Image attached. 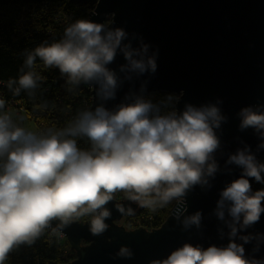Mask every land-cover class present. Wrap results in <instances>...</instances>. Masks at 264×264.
<instances>
[{"label": "clouds", "instance_id": "clouds-1", "mask_svg": "<svg viewBox=\"0 0 264 264\" xmlns=\"http://www.w3.org/2000/svg\"><path fill=\"white\" fill-rule=\"evenodd\" d=\"M106 26L79 19L65 29L64 39L41 45L27 54L25 64L32 68L39 57L45 67H57L71 84L97 81L104 98L115 95L117 78L108 64L117 51L127 61L124 66L140 73L156 71L154 56H148V45L135 48L122 43L127 33L122 28L105 30ZM40 77L28 71L19 78L20 88L33 89ZM11 86V84L9 85ZM172 99L171 96L168 97ZM4 101L0 100V108ZM241 129L264 130V111L252 107L240 112ZM225 117L215 105H186L182 114L172 111L159 115L150 102L138 98L115 111L103 106L80 113L65 131L48 137H37L21 128H11L7 116H0V264L17 245L32 243L50 221L60 218L67 224L75 214L102 209L92 220V232L102 233L110 215L103 208L112 194L128 190L140 196L153 192L162 203L182 198L189 188L207 183L215 162L208 163L219 146L214 129ZM86 136L91 151L80 150L72 138ZM264 147V145H261ZM229 163L242 167L243 174L221 193L218 216L223 219L227 208L236 223L243 217L242 227L254 224L264 212V189L252 191L250 178L264 183V163L253 154L241 150ZM139 199V196H133ZM155 200L148 203H155ZM120 211H124L123 208ZM201 214L185 220V225H199ZM237 229L232 227V235ZM245 243L248 237L243 238ZM121 255H131L127 248ZM152 264H264L245 256L243 245L230 242L227 247L204 249L192 244L173 251L164 260Z\"/></svg>", "mask_w": 264, "mask_h": 264}, {"label": "water", "instance_id": "water-1", "mask_svg": "<svg viewBox=\"0 0 264 264\" xmlns=\"http://www.w3.org/2000/svg\"><path fill=\"white\" fill-rule=\"evenodd\" d=\"M87 19L104 24L106 31L124 29L128 35L122 43L139 48L142 41L157 64L155 72L132 71L124 67L127 61L118 50L107 65L117 78L114 97L104 98L97 81L79 83L91 91L93 112L101 106L115 111L138 98L167 92L178 96L177 114L188 104L215 105L225 119L214 129L220 143L208 161L215 162L216 172L205 174L207 183L186 190L160 227L128 229L120 221L140 205L113 196L103 206L110 215L100 234L91 229L102 209L86 221H50L45 229L62 233L76 254L66 264H152L185 244L207 249L233 241L243 245L246 258L264 262V212L246 227L241 226L243 217L236 223L227 208L223 219L218 216L222 191L243 174L242 167L229 163L230 157L244 150L257 161L264 160V130L240 128L243 108L264 111V0H98ZM250 182L254 193L255 178ZM197 212L199 225H185ZM244 237L249 238L247 243ZM122 248L131 255H121Z\"/></svg>", "mask_w": 264, "mask_h": 264}, {"label": "trees", "instance_id": "trees-1", "mask_svg": "<svg viewBox=\"0 0 264 264\" xmlns=\"http://www.w3.org/2000/svg\"><path fill=\"white\" fill-rule=\"evenodd\" d=\"M98 0H0V100L8 109L11 103L24 110L30 120L36 122L46 137L65 131L80 113L92 110V94L79 84H71L68 77L57 67H45L37 57L32 68L25 64L27 54L41 45H50L64 39L65 29L79 19H87ZM34 71L40 79L33 89L20 88L19 78ZM11 84V86H9ZM172 99L169 100L168 97ZM150 101L159 115L175 111L176 97L167 92H157L142 98ZM77 141L80 150L91 151L92 143L86 136L63 137ZM7 157L0 158V165ZM264 163V160L258 161ZM2 171V169H0ZM264 177V173H261ZM264 189V183L255 180V191ZM139 196V199H133ZM118 200L132 199L139 203L135 213L127 216L121 224L128 229L160 227L170 215L173 204L162 203L153 192L140 196L134 191L121 190L113 194ZM155 200V203L148 201ZM263 204V202H262ZM94 217L93 212L73 215L74 220L86 221ZM76 257L66 239L58 233L43 229L32 243L15 246L4 261L5 264H66Z\"/></svg>", "mask_w": 264, "mask_h": 264}, {"label": "rangeland", "instance_id": "rangeland-1", "mask_svg": "<svg viewBox=\"0 0 264 264\" xmlns=\"http://www.w3.org/2000/svg\"><path fill=\"white\" fill-rule=\"evenodd\" d=\"M18 113L19 112L16 109H14L13 107H9L8 109L4 111H0V116H7L9 118L10 124L11 123L13 124L11 125V128L13 130L15 128H21L25 132H30L36 135L37 137H41L39 133L40 131L38 130L39 128L37 127L36 122H34L33 120H30L25 113H22V115L21 113L20 114ZM122 221H120V223Z\"/></svg>", "mask_w": 264, "mask_h": 264}, {"label": "built area", "instance_id": "built-area-1", "mask_svg": "<svg viewBox=\"0 0 264 264\" xmlns=\"http://www.w3.org/2000/svg\"><path fill=\"white\" fill-rule=\"evenodd\" d=\"M175 97H176V100H177L178 96L175 95ZM9 107H13V108L16 109L18 112H20V113H24V110H23L22 108L18 107L17 104L11 103V104L8 106V108H9ZM38 130L40 131L39 133H40V136H41V137H46L45 132H44L41 128H39ZM113 194H114V193H113ZM113 194H112V196H113ZM182 199H183V197H182V198H173V199H171V200L168 201V202L173 204V207H172V209H173L177 204H179L180 202L183 201ZM93 213H94V212H93ZM94 215H95V213H94ZM49 230L52 231V229H49ZM53 231H55V230H53ZM55 232H57V231H55ZM57 233H58V238H59V239H66L65 236H64L62 233H60V232H57Z\"/></svg>", "mask_w": 264, "mask_h": 264}, {"label": "crops", "instance_id": "crops-1", "mask_svg": "<svg viewBox=\"0 0 264 264\" xmlns=\"http://www.w3.org/2000/svg\"><path fill=\"white\" fill-rule=\"evenodd\" d=\"M18 114H20V112H19ZM21 115H22V113H21ZM12 122H13V121H12ZM11 125H13V124L11 123Z\"/></svg>", "mask_w": 264, "mask_h": 264}]
</instances>
